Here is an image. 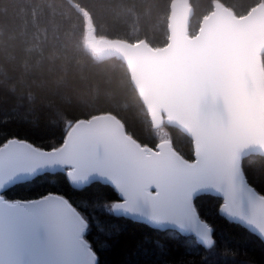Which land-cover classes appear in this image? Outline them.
I'll list each match as a JSON object with an SVG mask.
<instances>
[{
  "label": "trees",
  "instance_id": "1",
  "mask_svg": "<svg viewBox=\"0 0 264 264\" xmlns=\"http://www.w3.org/2000/svg\"><path fill=\"white\" fill-rule=\"evenodd\" d=\"M174 0H0V146L12 138L52 149L63 144L68 125L78 119L113 113L143 145L159 138L133 84L125 62L115 56L96 58L85 45L88 11L96 34L154 47L169 40V14ZM193 8L191 34L218 2L244 15L264 0H188ZM171 140L189 160L193 140L165 122ZM249 182L264 194V155L242 161ZM58 193L88 221L86 238L97 264H264V241L229 220L219 209L222 198L205 194L197 200L202 218L213 227L212 249L194 236L161 230L119 216L103 202L120 199L110 185L94 182L78 188L63 171L44 173L3 192L6 199L31 200ZM107 226L105 239L94 227ZM111 240V243H109ZM159 245V247H157Z\"/></svg>",
  "mask_w": 264,
  "mask_h": 264
},
{
  "label": "snow or ice",
  "instance_id": "2",
  "mask_svg": "<svg viewBox=\"0 0 264 264\" xmlns=\"http://www.w3.org/2000/svg\"><path fill=\"white\" fill-rule=\"evenodd\" d=\"M257 56L260 70H264V51ZM245 91L249 96L254 94L253 88ZM193 102L199 129L188 135L195 145L196 163L183 159L171 140H160L158 150L153 151L129 136L126 129L118 132L102 127L78 128L91 120L86 117L68 125L62 147L42 151L14 140L0 147V187L36 167L60 168L76 187L91 180L110 185L123 200L103 202L111 212L128 214L133 220L144 217L156 228L168 226L185 235L194 234L206 249L214 247L213 230L201 219L196 202L215 191L223 199L220 213L264 236V194L248 185L242 167L246 153L264 152V141H237L236 115L212 89H202ZM49 199L50 206L41 212L9 215L0 220V264H26L32 254L28 241L41 228L54 245L50 264H80L79 251L88 243L83 236L88 221L74 210L69 211L70 205L62 197L49 194ZM94 227L108 238L103 221ZM88 251L95 255L90 246Z\"/></svg>",
  "mask_w": 264,
  "mask_h": 264
},
{
  "label": "water",
  "instance_id": "3",
  "mask_svg": "<svg viewBox=\"0 0 264 264\" xmlns=\"http://www.w3.org/2000/svg\"><path fill=\"white\" fill-rule=\"evenodd\" d=\"M256 9L257 7L247 14L237 15L233 9L218 2L203 18L199 31L192 35L190 33L192 5L188 0H174L169 14L167 44L154 47L145 40L131 42L124 39H110L106 42L104 51L109 56L123 60L127 65L133 84L138 90L154 127L166 122L179 127L187 135L189 132H197L199 119L193 102L194 97L202 89L209 88L219 94L221 103L226 106L231 105L236 115L237 135L235 139L237 141H264V70H260L257 56L259 51H264V9ZM246 88H253L254 94L247 95ZM88 127H102L118 132L126 129L123 121L113 113L92 116L90 121L78 126V128ZM127 133L129 136L132 135L128 131ZM13 140L42 151L55 149L41 148L28 140L18 138H12L7 142ZM128 142L134 143L130 140ZM137 142L145 146L140 141L137 140ZM3 146L4 144L0 147ZM62 146L63 144L59 147ZM172 147L183 159L189 163H196V155L195 159L189 160L176 149L173 142ZM151 148L153 151L158 150L156 147ZM255 154L264 155V152L251 151L246 153L244 158ZM59 171L63 170L36 167L16 175L0 187V196L4 198L0 200V220L9 215L36 214L49 207V194L37 199L10 201L4 197L3 192L17 183L31 181L38 175ZM244 176L248 185L262 194L249 182L245 172ZM94 182L100 181L91 180L86 185ZM50 194L55 198L62 197L67 205H70L69 211L74 210L82 216L66 197L58 193ZM208 194L221 197L215 191H210ZM117 202L123 203V200L120 198ZM56 206L61 207L59 204ZM117 215L132 219L128 214ZM201 219L205 220L202 216ZM135 221L149 224L144 217H137ZM205 221L211 226L207 220ZM234 222L241 223L240 221ZM241 224L264 241V236L258 230ZM211 228L213 230L212 226ZM157 229L174 230L168 226H161ZM86 231L83 236L88 243L80 249L78 259L80 264H97L98 255L86 238ZM188 235L194 236L198 243L203 245L194 234ZM89 246L92 253H95L94 256L88 251ZM28 247L32 254L26 264H50L53 259L54 245L43 228L32 235L28 241Z\"/></svg>",
  "mask_w": 264,
  "mask_h": 264
},
{
  "label": "rangeland",
  "instance_id": "4",
  "mask_svg": "<svg viewBox=\"0 0 264 264\" xmlns=\"http://www.w3.org/2000/svg\"><path fill=\"white\" fill-rule=\"evenodd\" d=\"M259 9L263 10L264 4L257 7L256 10ZM83 12L85 14V19H86V34H85L84 45L89 51L93 53V55L96 58H103L104 56L107 55V53L104 50H105L106 42L109 41L110 39L98 36L96 34L95 27L93 25V21L89 12L84 9ZM155 128L159 138V142L160 140H164V141L171 140L170 133L166 129L165 123Z\"/></svg>",
  "mask_w": 264,
  "mask_h": 264
},
{
  "label": "flooded vegetation",
  "instance_id": "5",
  "mask_svg": "<svg viewBox=\"0 0 264 264\" xmlns=\"http://www.w3.org/2000/svg\"><path fill=\"white\" fill-rule=\"evenodd\" d=\"M191 33V32H190ZM193 35V34H192Z\"/></svg>",
  "mask_w": 264,
  "mask_h": 264
}]
</instances>
